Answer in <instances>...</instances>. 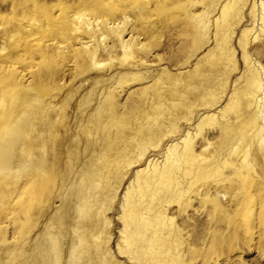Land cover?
Returning a JSON list of instances; mask_svg holds the SVG:
<instances>
[{"label":"rangeland","instance_id":"1","mask_svg":"<svg viewBox=\"0 0 264 264\" xmlns=\"http://www.w3.org/2000/svg\"><path fill=\"white\" fill-rule=\"evenodd\" d=\"M263 4L264 0H0V134L8 115L18 112L38 86L46 83L52 89L47 100L58 97L61 104L71 106L67 114L69 130L78 122L81 129L88 124L108 91L119 116L138 117L141 129L149 126L147 115L154 112L156 100L164 105L162 115L175 120V131H171V118L163 119V124L156 128L163 138L153 139L142 163L124 168L123 184L110 200L111 208L105 217L110 221V247L116 260L126 263V255L117 252L123 229L120 216L125 190L137 171L145 169L150 160L163 161L167 148L181 142L188 130L195 133L201 118L214 115V119L220 120L221 113L232 104L236 114H241L244 104L239 98L252 75L258 77L262 88L254 100V114L264 128V33L259 32ZM224 7L228 32L217 34L224 21L220 19ZM220 49L227 56L221 55L224 64L219 102L196 107L190 120L184 114L178 121L179 114L170 115V108H177L180 100L190 96L191 90H195L191 78L204 76V64L215 60L214 54ZM241 115L237 118L244 117ZM230 116L234 118V114ZM214 126H208L207 138L211 143L220 139V129ZM204 133L195 138L198 150ZM135 147L126 149L125 144L119 148L122 164L130 153L138 151ZM258 147L253 161L256 173L252 170L255 176L248 186L246 179L236 180L228 175V169L222 173L225 181L212 183L211 195L204 198V203H200L203 196L194 188L197 197L182 193L168 204L167 217L173 218L174 225L181 224L182 230L189 227V231L195 232L193 237L192 231V235L187 231V241L175 242L178 245L173 249L182 258V264H264V144ZM106 182L105 179L104 187ZM230 184L243 189L228 193L230 189L225 187ZM17 186L12 178L0 179V259L8 255L16 239ZM22 193L21 220L25 222V204L30 197L25 187ZM216 198L224 211L220 214L225 215L221 221L214 210ZM190 200H194L193 204L186 207ZM57 202L54 206L60 205ZM183 210L188 217L182 214ZM206 215L211 223L202 221ZM214 216L221 223H216ZM197 218L207 230L202 226L199 231L192 228ZM212 220L217 226L212 225Z\"/></svg>","mask_w":264,"mask_h":264},{"label":"bare ground","instance_id":"2","mask_svg":"<svg viewBox=\"0 0 264 264\" xmlns=\"http://www.w3.org/2000/svg\"><path fill=\"white\" fill-rule=\"evenodd\" d=\"M225 10L226 7L217 34L228 32ZM261 19L259 32L262 34L264 13ZM217 53L214 54L215 60L204 64V76L191 78L195 90H191L190 96L180 100L177 108H170V115L179 114L178 121L184 114L190 120L196 107L214 106L219 102L223 86L221 65L224 64L221 55L227 56V52L220 49ZM46 84L38 86L33 97L26 100L18 112L12 111L8 115L0 134V179L9 177L14 180L18 185L16 196L19 201L14 247L0 259V264H182V258L173 247L178 245L175 242L185 239L184 233L190 228L184 231L181 224L174 225L173 218L167 217L168 204L175 202L177 195L182 193L191 198L194 188L203 196L200 203H204V198L211 195L212 183L225 181L224 170L230 169L228 175L233 179H246L247 186L255 176L254 152L264 144V128L260 127L254 114V100L262 88L258 77L252 75L239 98L244 105L237 103L238 107L242 106L243 118H237L241 114H236L234 104L221 111L220 120L214 119V115L203 117L196 124L195 133L188 130L181 142L167 148L163 161L150 160L145 169L137 171L122 200L124 210L120 218L123 229L117 252L126 255V263L118 261L111 251L110 221L105 217L111 208L110 200L123 184L124 168L142 163L153 139L163 138L156 128L163 124L164 118L171 117L162 115L164 105L161 100H156L153 102V106L156 105L154 112L147 115L149 126L141 129L138 117L123 119L119 116L111 91H108L95 113L90 115L88 124L81 129L78 122L73 130H69L66 126L71 106L61 104L58 97L54 98L56 96L47 100L52 89L51 84L49 87ZM230 114H234V118ZM170 121L173 122L171 131H175L174 118ZM214 125L220 129V139L211 143L207 138L210 134L208 126ZM123 126L126 128L121 130ZM114 127H120V130L114 131ZM202 132L204 138L198 150L195 138ZM125 144L126 149L137 145L138 151L130 153V158L122 164V154L118 150ZM23 187L30 197L25 204V222L21 220ZM228 188V193L243 189L233 184L227 185L225 190ZM35 197L37 200L32 199ZM56 200L60 205L54 206ZM192 201L185 206L191 205ZM215 206L218 215L224 212L218 198ZM184 210L182 214H186ZM218 215L216 218L222 217ZM223 217L218 219L221 221ZM207 218L202 221L208 222ZM216 218L214 216V220ZM218 219L216 223L220 222ZM214 220L212 225L215 227ZM202 221L199 224L194 221L196 225L191 219L192 228L202 226L205 229ZM36 229L40 230L33 235Z\"/></svg>","mask_w":264,"mask_h":264}]
</instances>
